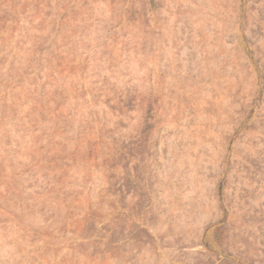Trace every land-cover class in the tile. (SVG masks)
<instances>
[{"label":"rangeland","instance_id":"374dc122","mask_svg":"<svg viewBox=\"0 0 264 264\" xmlns=\"http://www.w3.org/2000/svg\"><path fill=\"white\" fill-rule=\"evenodd\" d=\"M0 264H264V0H0Z\"/></svg>","mask_w":264,"mask_h":264}]
</instances>
